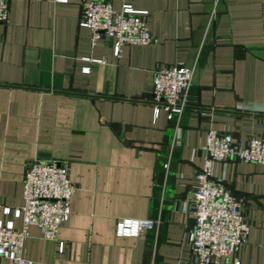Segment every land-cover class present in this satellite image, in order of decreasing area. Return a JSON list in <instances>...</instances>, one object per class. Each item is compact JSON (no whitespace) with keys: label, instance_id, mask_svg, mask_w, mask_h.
I'll list each match as a JSON object with an SVG mask.
<instances>
[{"label":"crops","instance_id":"crops-1","mask_svg":"<svg viewBox=\"0 0 264 264\" xmlns=\"http://www.w3.org/2000/svg\"><path fill=\"white\" fill-rule=\"evenodd\" d=\"M84 1L9 0L0 24V220L22 227L3 209L24 205L28 165L67 163L76 191L58 233L65 249L31 226L26 259L197 264L190 197L209 131L243 145L264 136V0H105L147 11L157 39L119 55L113 40L93 44L80 27ZM173 65L195 69L179 126L164 110L156 117L152 101L154 71ZM213 178L241 201L250 226L236 258L264 264V165L218 162ZM124 220L153 227L119 237Z\"/></svg>","mask_w":264,"mask_h":264},{"label":"built area","instance_id":"built-area-1","mask_svg":"<svg viewBox=\"0 0 264 264\" xmlns=\"http://www.w3.org/2000/svg\"><path fill=\"white\" fill-rule=\"evenodd\" d=\"M8 19L9 0H0V24H7ZM149 19L147 11H135L128 4L117 11L109 1L86 0L82 3L79 25L91 31L93 44L104 37L113 40L119 55L124 45L146 46L157 42L149 30ZM84 70L89 72L90 68ZM194 73V68L182 65L154 71L152 101L156 117L164 110L169 121L178 118L179 126L189 105ZM175 145H181L180 141ZM202 150L203 166L196 174L197 188L190 197L194 227L189 240L193 255L197 264H227L230 258L232 264H241L236 254L247 242L250 226L241 201L213 178V167L231 159L264 165V136L243 145L236 143L230 133L210 130ZM75 191L67 163L36 160L28 165L23 181L24 205L15 210L3 209L5 216L21 219L22 227L17 229L11 219L0 220V264H34L23 254L31 226L41 229L47 241L58 242L62 253L65 244L58 241V233L70 218ZM152 227L149 221L124 220L117 223L116 233L119 237H138Z\"/></svg>","mask_w":264,"mask_h":264}]
</instances>
